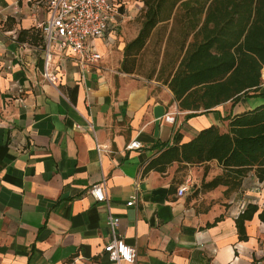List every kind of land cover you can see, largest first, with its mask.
<instances>
[{"label":"crops","instance_id":"1","mask_svg":"<svg viewBox=\"0 0 264 264\" xmlns=\"http://www.w3.org/2000/svg\"><path fill=\"white\" fill-rule=\"evenodd\" d=\"M112 1L115 20L88 41L100 59L83 65L54 45L51 84L41 75L37 25L49 0H0V264H115L103 250L108 211L88 192L102 177L118 231L135 249L121 264H264V180L249 171L236 188H203L223 172L216 160L144 172L160 146L187 142L209 125L225 131L224 116L262 104L264 81L233 106L186 117L162 78L149 83L122 70L125 45L140 27L117 38L120 8L136 14L143 2ZM133 140L140 146L127 148ZM186 178L191 184L178 195ZM248 204L257 210L239 239L235 219Z\"/></svg>","mask_w":264,"mask_h":264},{"label":"trees","instance_id":"2","mask_svg":"<svg viewBox=\"0 0 264 264\" xmlns=\"http://www.w3.org/2000/svg\"><path fill=\"white\" fill-rule=\"evenodd\" d=\"M141 26L124 48L121 68L133 72V62L154 29L164 24L176 33L177 51L169 58L163 83L173 93L186 117L213 110L226 101L233 106L259 91L264 76V0H141ZM129 61V64L127 62ZM263 68V69H262ZM162 70V68L160 69ZM264 97V93H260ZM227 129L209 125L181 144L162 145L144 172L165 171L172 162L216 160L222 174L203 188L219 184L236 188L249 171L264 180V102L253 109L228 114ZM248 204L236 217L239 239L244 222L256 212ZM263 212L258 214L264 220Z\"/></svg>","mask_w":264,"mask_h":264},{"label":"built area","instance_id":"3","mask_svg":"<svg viewBox=\"0 0 264 264\" xmlns=\"http://www.w3.org/2000/svg\"><path fill=\"white\" fill-rule=\"evenodd\" d=\"M117 14L118 7L112 0H49L47 17L37 23L44 40L42 78L51 84L57 81V74L51 64L54 45L69 50L83 65L98 61L101 55L89 47L88 41L91 38L104 37ZM170 118L166 117L167 120ZM87 127L93 130L90 123ZM139 146L140 142L133 140L126 147ZM96 149L100 154V144H96ZM190 184V178H186L178 186L177 194L182 195ZM88 192L97 202L103 203L108 211L106 225L109 239L103 246L108 259L115 264H121L122 261L132 262L135 249L124 241L118 231L120 219L110 211L105 192V178L102 177L99 182L92 184ZM135 200L136 196L132 195L126 204L132 205Z\"/></svg>","mask_w":264,"mask_h":264},{"label":"rangeland","instance_id":"4","mask_svg":"<svg viewBox=\"0 0 264 264\" xmlns=\"http://www.w3.org/2000/svg\"><path fill=\"white\" fill-rule=\"evenodd\" d=\"M36 1L37 0H31V2ZM116 1L121 2L122 0ZM120 11L121 17L119 18V23L115 28V35L117 38L122 36L127 39L137 31L138 27H140L141 11H137L136 14L134 12L131 13L125 4L122 5ZM169 27V24L167 26L164 24L158 25L147 40L145 47L136 56L132 64V73L141 75L149 81V83H153L154 81H157L159 77H163V74L165 75L167 68L165 64H167L169 58L173 56V53L177 51V34L173 33L172 37H169ZM127 64H129V61ZM161 68L162 70H160ZM161 72L163 74H161ZM261 78L262 81H264L262 70ZM223 128L227 129V124L223 125Z\"/></svg>","mask_w":264,"mask_h":264}]
</instances>
